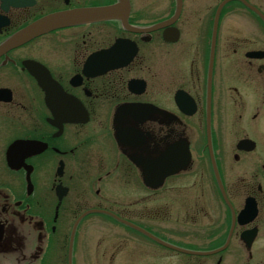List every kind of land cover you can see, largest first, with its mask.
Wrapping results in <instances>:
<instances>
[{
  "label": "flooded vegetation",
  "instance_id": "1",
  "mask_svg": "<svg viewBox=\"0 0 264 264\" xmlns=\"http://www.w3.org/2000/svg\"><path fill=\"white\" fill-rule=\"evenodd\" d=\"M177 3L0 0V49L121 5L0 51V262L78 221L106 264H264V0Z\"/></svg>",
  "mask_w": 264,
  "mask_h": 264
},
{
  "label": "rangeland",
  "instance_id": "2",
  "mask_svg": "<svg viewBox=\"0 0 264 264\" xmlns=\"http://www.w3.org/2000/svg\"><path fill=\"white\" fill-rule=\"evenodd\" d=\"M112 229L114 232H117V229L113 227ZM118 231L121 230L119 229ZM109 233L108 230L106 231L104 228L98 227L94 230L77 228L74 236H72L71 229L60 228L57 245L51 249V245L49 244L46 251L47 258L43 262L44 264H68V255L71 257V262H76V264H106V259L102 255L108 243L104 240L108 238L107 234ZM99 239L103 240V242L97 248ZM55 255H57L59 263L54 261L53 257Z\"/></svg>",
  "mask_w": 264,
  "mask_h": 264
},
{
  "label": "water",
  "instance_id": "3",
  "mask_svg": "<svg viewBox=\"0 0 264 264\" xmlns=\"http://www.w3.org/2000/svg\"><path fill=\"white\" fill-rule=\"evenodd\" d=\"M127 1V0H124ZM177 11L175 16L177 17L179 10H180V0H177ZM127 12L128 5L123 6ZM115 10H121V5L113 8H92V9H77L67 12H61L57 14H53L50 16H47L38 22H35L34 24L30 25L26 30L19 33L15 37H13L11 40L7 41L4 46L1 47L0 51L7 50L9 48L15 47L27 40H30L31 38L38 36L42 33H45L49 30L65 27L68 25H73L77 23H82L86 21H90L96 18H100L102 16H108L111 15V13H114ZM77 223H75L73 229H72V236H74V232L76 229ZM2 235H0V241H2ZM72 242V240H71ZM9 252H6L5 255H8ZM11 253H9V256H11ZM70 262V259H69Z\"/></svg>",
  "mask_w": 264,
  "mask_h": 264
}]
</instances>
